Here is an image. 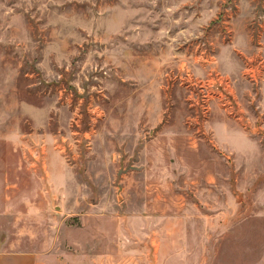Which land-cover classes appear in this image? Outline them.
I'll use <instances>...</instances> for the list:
<instances>
[{"label":"rangeland","instance_id":"rangeland-1","mask_svg":"<svg viewBox=\"0 0 264 264\" xmlns=\"http://www.w3.org/2000/svg\"><path fill=\"white\" fill-rule=\"evenodd\" d=\"M264 264V0H0V254Z\"/></svg>","mask_w":264,"mask_h":264},{"label":"crops","instance_id":"crops-1","mask_svg":"<svg viewBox=\"0 0 264 264\" xmlns=\"http://www.w3.org/2000/svg\"><path fill=\"white\" fill-rule=\"evenodd\" d=\"M0 264H36V258L30 254H0Z\"/></svg>","mask_w":264,"mask_h":264}]
</instances>
